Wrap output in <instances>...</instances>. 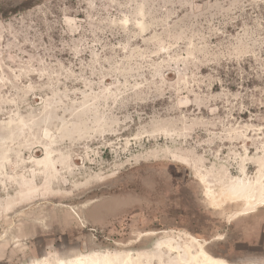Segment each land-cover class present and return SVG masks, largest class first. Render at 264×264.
I'll use <instances>...</instances> for the list:
<instances>
[{"label": "rangeland", "instance_id": "1", "mask_svg": "<svg viewBox=\"0 0 264 264\" xmlns=\"http://www.w3.org/2000/svg\"><path fill=\"white\" fill-rule=\"evenodd\" d=\"M263 198L264 0H0V264H264Z\"/></svg>", "mask_w": 264, "mask_h": 264}, {"label": "bare ground", "instance_id": "2", "mask_svg": "<svg viewBox=\"0 0 264 264\" xmlns=\"http://www.w3.org/2000/svg\"><path fill=\"white\" fill-rule=\"evenodd\" d=\"M237 193H238V191H230L229 192V195L231 197H234L235 200H237L240 197V195L239 196H236ZM199 249H200L199 256H201V258H203V261L205 262L204 264H226L225 261L220 260V259H216L214 257H211L210 255H208L207 253H205L204 250L201 249V247Z\"/></svg>", "mask_w": 264, "mask_h": 264}]
</instances>
